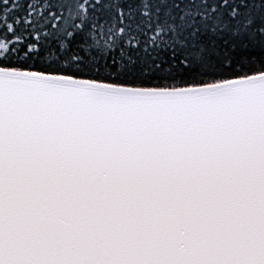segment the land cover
<instances>
[{"label": "snow or ice", "instance_id": "1", "mask_svg": "<svg viewBox=\"0 0 264 264\" xmlns=\"http://www.w3.org/2000/svg\"><path fill=\"white\" fill-rule=\"evenodd\" d=\"M2 4L0 264H264V0Z\"/></svg>", "mask_w": 264, "mask_h": 264}, {"label": "trees", "instance_id": "2", "mask_svg": "<svg viewBox=\"0 0 264 264\" xmlns=\"http://www.w3.org/2000/svg\"><path fill=\"white\" fill-rule=\"evenodd\" d=\"M10 2L19 3L21 5H24L26 7L27 3L33 2V0H10ZM46 2H49V0H39V3L42 5ZM52 2H55V0H52ZM102 3H121V4H128V3H136L138 0H101ZM3 7L2 0H0V8ZM10 7V5H9ZM25 7L18 8L13 15L23 16L25 14ZM55 10V9H53ZM126 10V9H125ZM151 35V33H150ZM36 70H42V69H36ZM177 79H181V77H177ZM187 79V78H185ZM165 81L161 80L159 76L153 77L151 79V82L145 83L140 86H164ZM167 83L171 84L173 81L168 80Z\"/></svg>", "mask_w": 264, "mask_h": 264}, {"label": "water", "instance_id": "3", "mask_svg": "<svg viewBox=\"0 0 264 264\" xmlns=\"http://www.w3.org/2000/svg\"><path fill=\"white\" fill-rule=\"evenodd\" d=\"M146 87H151V86H146Z\"/></svg>", "mask_w": 264, "mask_h": 264}]
</instances>
